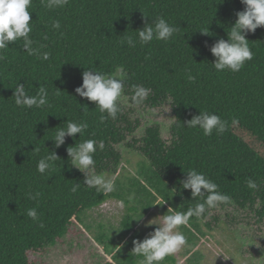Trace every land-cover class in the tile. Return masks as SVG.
<instances>
[{"label": "trees", "instance_id": "16d2710c", "mask_svg": "<svg viewBox=\"0 0 264 264\" xmlns=\"http://www.w3.org/2000/svg\"><path fill=\"white\" fill-rule=\"evenodd\" d=\"M243 9L240 0H68L52 7L48 0H32L29 35L35 52L29 54L22 39L0 50V264H31L30 252L55 246L81 223L84 213L110 200L128 204L125 194L88 188L68 159L69 146L86 139L103 141V149L94 154L96 172L117 176L121 155L116 146L134 132L121 104L115 119L102 122L95 103L75 93L88 69L116 76L123 66L126 96L133 95L132 85H143L152 90L144 101L148 107L171 104L175 122L170 142L162 140L158 126H152L137 151L161 198L170 199L173 191L180 190L167 203L174 210L187 211L199 200H192L190 190L179 185L186 178L184 171L194 168L231 197L230 203L218 208L259 206L257 215L264 219V27L246 35L253 59L239 72L217 71L209 51L217 39H227L235 12ZM157 17L179 31L167 42L129 47L126 38L138 41L137 30L145 20L151 23ZM56 21L58 29L53 27ZM207 30L212 35L200 32ZM44 52L49 53L47 60L42 59ZM16 82L24 84L29 95H36L41 85L46 87L48 106H16L12 97ZM204 110L227 120L228 131L205 136L185 124ZM68 120L86 121L88 128L54 148L51 139ZM48 149L60 159L52 172L41 175L37 162ZM249 179L256 188L248 187ZM76 183L80 188L73 193ZM30 208H36L44 227L27 216ZM137 213L128 204L120 227L143 240L136 228ZM204 220L193 216L189 222ZM166 260L177 264L173 255Z\"/></svg>", "mask_w": 264, "mask_h": 264}, {"label": "clouds", "instance_id": "9594fccd", "mask_svg": "<svg viewBox=\"0 0 264 264\" xmlns=\"http://www.w3.org/2000/svg\"><path fill=\"white\" fill-rule=\"evenodd\" d=\"M244 5L242 11L235 12V21L229 27L227 39H217L211 45L209 51L215 58L211 63L217 71L229 70L231 72H239L246 61L253 59V52L249 47V41L246 39L248 33L254 32L259 27H264V0H240ZM68 0H48V6H63ZM32 0H0V50H5L10 44L17 40H23V47L29 54H33L35 50L31 47L33 44L30 38L32 31L31 15L29 8ZM147 18V16L144 15ZM54 28H60L59 21L53 25ZM179 31V28L169 23L163 17H157L151 23L145 20L142 29L137 30L138 41L132 36L126 38L129 47H136L137 42L141 45L148 44L153 40L169 41ZM205 35H212L207 31H200ZM2 58V57H0ZM49 53L44 52L42 59L47 60ZM120 77L108 75L106 73L93 69L84 70L82 73V84L75 89V93L86 98L90 102L95 103V107L99 108L102 114L100 119H115L122 111L120 107V99L125 90V81L123 77L126 75L123 66L120 67ZM189 80L194 77L189 75ZM133 95L131 101L135 105H141L151 94V88L143 85H132ZM48 90L43 85L39 86L36 95H29L25 90L24 84L15 83L12 97L14 103L18 107L23 108H41L48 106ZM106 113V115H104ZM238 123L235 117L232 118V124ZM185 124L189 128H199L205 136H211L215 131L217 135H222L229 129L227 120L221 119L219 115L211 113L207 110L199 111L197 115L187 120ZM88 128L86 121L68 120L66 126L58 127L55 131L54 138L51 139L54 148H59L65 143L66 137H75V134H83ZM104 142L95 139H86L74 146L67 148L68 159L71 160V167L79 170L83 176V183L88 188H95L102 193L110 194L116 191L115 181L106 177L102 173L96 172V161L94 154L97 149H103ZM39 149H37V152ZM60 159L55 151L49 150L45 156H42L37 162V171L44 175L55 169L56 161ZM186 178L179 181L180 188L190 190L192 200H197L193 206L187 211H176L172 206L168 207L170 214L159 216L161 223H156L155 219L149 220L146 226L158 225L153 231L149 232L143 240L134 239L132 241L133 248L131 253L136 257H141L138 264H162L167 257L180 251L188 245L186 235L180 231V226L188 225L191 217L198 219H207L205 216L209 210L216 209L220 205L231 202V197L219 191V186L209 179L203 172L196 169L184 171ZM248 187L256 188V183L251 179L248 180ZM80 184L76 183L72 186L71 191L77 192ZM181 194L180 190L173 191V194ZM29 198L34 199L31 196ZM171 196V197H172ZM170 197V199H171ZM135 199V193H131L126 197L128 204ZM170 199H163L159 205L167 204ZM121 209L126 208L125 200L116 202ZM142 209V208H141ZM140 209V212H141ZM27 216L39 227H44L39 220L36 208L27 210ZM141 219V218H140ZM137 220V219H135ZM139 220V219H138ZM116 252L120 251L123 245H118ZM116 254V253H115Z\"/></svg>", "mask_w": 264, "mask_h": 264}, {"label": "rangeland", "instance_id": "374dc122", "mask_svg": "<svg viewBox=\"0 0 264 264\" xmlns=\"http://www.w3.org/2000/svg\"><path fill=\"white\" fill-rule=\"evenodd\" d=\"M116 76L120 78L119 74ZM119 102L134 132L125 143L116 146L121 155L118 175H104L114 179L115 192L126 196L135 193L130 206L136 207L138 211L136 228L141 239H144L158 227L146 226L147 222L155 219L156 223H161L159 216L170 214L168 207L171 205H159L161 196L152 189L147 163L137 148L146 129L152 126H158L162 140L169 143L175 118L170 103L158 108L148 107L145 103L135 105L124 93ZM117 201H107L84 213L81 223L73 225L55 246L30 252V263L138 264L139 258L131 253L135 238L123 233L120 227L126 208H119ZM258 210L259 206L245 210L234 206L217 208L202 222H189L188 225L180 226L179 230L186 235L188 245L173 254L176 263L264 264V219L257 215ZM118 245L123 247L116 252ZM130 257L132 260L128 259ZM162 264H168L167 260Z\"/></svg>", "mask_w": 264, "mask_h": 264}]
</instances>
